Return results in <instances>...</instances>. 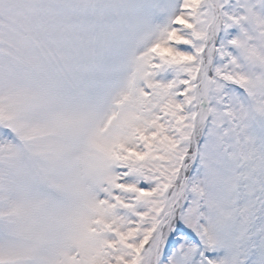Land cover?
Masks as SVG:
<instances>
[{"label":"snow or ice","instance_id":"snow-or-ice-1","mask_svg":"<svg viewBox=\"0 0 264 264\" xmlns=\"http://www.w3.org/2000/svg\"><path fill=\"white\" fill-rule=\"evenodd\" d=\"M0 264H264V0H0Z\"/></svg>","mask_w":264,"mask_h":264}]
</instances>
